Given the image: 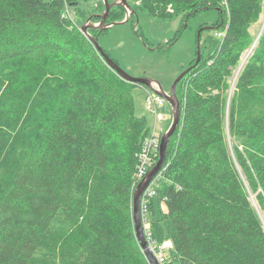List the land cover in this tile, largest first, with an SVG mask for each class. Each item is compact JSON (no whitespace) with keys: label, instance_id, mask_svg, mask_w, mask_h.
Wrapping results in <instances>:
<instances>
[{"label":"trees","instance_id":"1","mask_svg":"<svg viewBox=\"0 0 264 264\" xmlns=\"http://www.w3.org/2000/svg\"><path fill=\"white\" fill-rule=\"evenodd\" d=\"M79 1L0 0V264H150L133 218L150 124L136 113L138 84L70 14ZM138 6L180 18L173 42L191 16L219 11V33L177 86L182 115L154 180L150 229L172 241L169 264H264V0Z\"/></svg>","mask_w":264,"mask_h":264},{"label":"rangeland","instance_id":"2","mask_svg":"<svg viewBox=\"0 0 264 264\" xmlns=\"http://www.w3.org/2000/svg\"><path fill=\"white\" fill-rule=\"evenodd\" d=\"M128 2L130 8L124 7L123 20L126 15H129V18L131 16L132 19L125 23H117L103 30V33L100 32L98 34L100 45L123 70L134 77H148L157 80L164 90L169 92L176 78L190 66L191 60L197 53L198 41L202 45L206 38L219 33L217 29L205 28L198 35L202 25H211L218 20L219 11L216 9L202 10L191 16L186 24L184 23V26H187L186 29L173 42L182 23L179 17L164 18L149 15L146 10L138 6L141 0H128ZM134 9L139 10L138 13H134L132 11ZM104 10L105 7L102 6L101 0H80L77 6L71 8L70 14L83 25L91 15L101 14ZM259 30V25H257L251 31L256 38ZM148 93L149 89L146 87L140 85L134 87L136 113L148 119L151 133L157 118L156 134H160L165 132L172 122V107L166 101L159 108V114L155 115L146 106ZM152 186L156 187V181ZM155 206L157 216L161 217L166 210V204L163 202L160 206L158 199H155Z\"/></svg>","mask_w":264,"mask_h":264},{"label":"water","instance_id":"3","mask_svg":"<svg viewBox=\"0 0 264 264\" xmlns=\"http://www.w3.org/2000/svg\"><path fill=\"white\" fill-rule=\"evenodd\" d=\"M105 4V10L101 14H95L94 16L100 17V21L95 23L92 21V17H89L88 20L82 25L81 29L83 32L92 40L94 45L97 47V49L101 52V54L104 56L105 60L111 65V67L118 72L120 76H122L125 80L138 84L140 86L146 87L150 90H153L154 92L160 94L163 96L166 101H168L172 107V122L168 129L162 134L161 137V143L159 148V159L157 160L156 164L149 170V172L146 174V176L139 182L137 185L134 196H133V218H134V224H135V231L138 241L140 242V246L142 247L143 251L145 252V255L147 259L149 260L150 264H160L159 261L156 259L154 253L151 251V249L148 246V241L145 236V230H144V224L142 220V214H141V202L142 197L147 190V188L150 186V184L156 179V176L159 174V172L163 169L166 160H167V150L168 145L170 142L171 137L177 130L181 115H182V108H181V101L177 94V86L178 83L181 81V79L184 77V75L187 73V71L190 70L191 67H188L186 70H184L174 81L171 89L169 92H166L159 81L148 78V77H134L131 74H129L127 71L123 70L118 63L104 50V48L100 45V42L98 40V35L94 36L91 34L90 29H98L100 32L103 30L112 27L113 25L117 23H125L128 22L129 15L126 16V18L122 21H114V22H107L108 16L111 12V9L117 5H125L127 6V9L130 8V4L127 0H117L114 2H110L109 0H104ZM134 12V10H132ZM214 26L208 25L205 28L212 29ZM205 28H202L199 30L198 35L202 30ZM252 50H250L247 58L249 57ZM201 59V44L200 41H198L197 45V62ZM247 60V59H246ZM246 62V61H245ZM243 62L239 68V71L243 64ZM254 205L257 207L258 211L260 212V209L258 207V204L254 197L252 198ZM261 214V213H260ZM261 216V215H260ZM262 217V216H261Z\"/></svg>","mask_w":264,"mask_h":264},{"label":"built area","instance_id":"4","mask_svg":"<svg viewBox=\"0 0 264 264\" xmlns=\"http://www.w3.org/2000/svg\"><path fill=\"white\" fill-rule=\"evenodd\" d=\"M165 102L166 99L163 96L149 89V93L146 98V106L150 111H152L155 115H158L159 108L162 107ZM156 119L154 129L152 133L150 132L146 137L142 150L139 154V163L137 165V170L135 171V184L137 185L146 176L149 170H151L156 155L158 154L159 156V148L163 132L156 134ZM152 184L153 183H151L145 191L141 202V214L144 224L145 236L148 241L149 248L154 253L159 263L169 264L168 252L173 248L172 241L170 239L159 241L154 237L149 226L150 202L152 197L156 196L157 193L156 187H153Z\"/></svg>","mask_w":264,"mask_h":264},{"label":"bare ground","instance_id":"5","mask_svg":"<svg viewBox=\"0 0 264 264\" xmlns=\"http://www.w3.org/2000/svg\"><path fill=\"white\" fill-rule=\"evenodd\" d=\"M126 8H127V6H126ZM103 12H104V11H103ZM248 54H249V53H248ZM248 54H245V55L243 56V62L246 61ZM243 62H242V63H243Z\"/></svg>","mask_w":264,"mask_h":264},{"label":"flooded vegetation","instance_id":"6","mask_svg":"<svg viewBox=\"0 0 264 264\" xmlns=\"http://www.w3.org/2000/svg\"><path fill=\"white\" fill-rule=\"evenodd\" d=\"M127 16V15H126ZM126 18V17H125Z\"/></svg>","mask_w":264,"mask_h":264}]
</instances>
